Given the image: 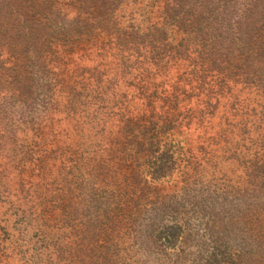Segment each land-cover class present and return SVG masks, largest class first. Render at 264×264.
<instances>
[{"label": "trees", "instance_id": "obj_1", "mask_svg": "<svg viewBox=\"0 0 264 264\" xmlns=\"http://www.w3.org/2000/svg\"><path fill=\"white\" fill-rule=\"evenodd\" d=\"M127 1L26 0L16 11L22 63L31 66L2 96L0 264H137L138 251L158 260L178 243L181 252L194 219L222 233L228 208L209 202L213 191L195 171L218 145L221 158L242 166L253 201L264 197V140L247 142L245 122L206 135L223 88L241 68L264 63L261 10L174 0L178 20L142 29L121 24ZM91 47L98 62L90 70L48 74L58 56ZM177 60L185 68L171 74ZM195 131L198 149L184 146L180 165V138ZM253 201L261 230L264 201ZM256 238L260 247L264 231ZM218 249L204 264H240V248Z\"/></svg>", "mask_w": 264, "mask_h": 264}, {"label": "rangeland", "instance_id": "obj_2", "mask_svg": "<svg viewBox=\"0 0 264 264\" xmlns=\"http://www.w3.org/2000/svg\"><path fill=\"white\" fill-rule=\"evenodd\" d=\"M24 1L26 0H0L1 125L5 119V115L2 114V111L7 108L4 106L2 96L4 95L5 89L10 86V83L17 84V82L11 80L10 77L17 73H21L19 77L22 78L21 75L31 66L30 64L22 63L24 59L22 55L24 52L21 49L22 42L17 33L19 19H17L16 11H19L20 7L25 5L23 4L25 3ZM57 1L68 2V0ZM173 1L174 0H128L120 5L119 11L117 9V14L123 18L122 25L129 23L133 26H139L142 29H145L148 24L154 22L163 23L164 18H166L168 23H173L178 20L179 17L178 14L175 13L176 10L174 11L177 7L170 8ZM187 1L198 3L205 0H184L185 3ZM184 2L183 5L185 4ZM231 2H234L231 4L234 5L237 11H241V9H244L247 5L255 3V8L258 11L261 10L259 23L264 20V0H231ZM177 10L180 15L181 10ZM62 11L67 13V18L71 17L74 13L69 5L63 6ZM165 12L168 13V17H166L167 14H165ZM253 14H255V11ZM169 27L170 26H168V28ZM172 34L174 33H170L171 36ZM175 38L178 40L177 36ZM177 40L173 37L171 42L175 43ZM73 51V53L68 55L62 54L58 56V58L55 59V63H51V68L49 69L50 73L48 74H53V72L57 74V72H62L61 69L71 71L74 67L83 69V71L86 72L98 62V57H94V54H97L94 47L87 48L84 51ZM100 57H102L100 60L101 63L107 66L106 70L110 69L108 68L109 66L112 68V65H108L111 61L108 52H105L103 56L100 55ZM101 68L102 67L99 66L98 69L100 70ZM184 68V64L177 60L175 65L173 64L168 70L172 74L180 73ZM102 69L104 70V68ZM241 70L243 71L245 79L242 81L240 80L243 75L238 77V79L234 77L236 81L232 79V81L227 84V87L223 88L222 92L218 95V103L215 105L216 108L213 109L211 116V128L208 129L206 135L217 133L220 129L226 128L227 126L224 124L225 121L230 122L231 125H238V123L245 122L244 128L246 133H244V135L248 137L247 142L256 141L259 144L260 140H264V63H260L258 66L251 65L243 67ZM66 81L67 84H69L70 79ZM16 131L19 132V130ZM196 132L197 131L187 136L185 135V138L184 135H182V138H180L183 141L180 145L181 149L178 148L176 151L178 152L177 159L180 160V165L182 164L181 158L184 156V146L190 149H198L199 139L196 138ZM235 134V143L241 144L242 141L239 139L241 135L237 132H235ZM182 144L184 145L182 146ZM213 148L214 152L211 155L214 156V158L208 159L205 162L203 161L195 168V171L202 181V185L206 183L207 189L213 191V194H211L213 200L209 202L211 203L212 201V204L218 207V202L223 199L224 207L228 208L221 218L224 223H221L220 228H218V230L223 229L224 231H222V233L217 232L218 234H216L213 232L214 227L208 229L207 226V229H203L202 223L205 219H194L193 233H189L187 237L185 233L182 235V237L185 236V243L183 242L181 252L178 253L176 250L178 243L174 248L159 255L158 260L152 253H147V251L141 253L138 251L136 255L132 257L133 261H138L137 264L143 261L145 264H204L203 261L208 254L217 248H219L218 250L228 249V251L230 250L232 252L234 249L240 248L241 255L238 261L240 264H264V241L261 242L260 247L255 243L259 231H264V228L259 230L258 226L255 224V213L259 207L261 208V205L257 206L255 202H263L264 197L259 196L260 198H256L253 201V198H251L252 193L249 190L250 188L246 182V177L243 174L242 166L239 165L235 159L221 158V147H219V145ZM216 149L217 151H215ZM197 155L199 156V153ZM193 171L194 170H192V172ZM178 178V172L175 169L169 180L170 185H174ZM176 185H179V183H176ZM223 188L227 193H224ZM261 188L263 191L264 185ZM260 193L262 192L260 191ZM249 200L255 203L254 206L252 203L248 204ZM260 208L259 212L261 211ZM241 213H244V215L242 214L243 216L241 220H239L237 216ZM228 216H231V219L225 221ZM246 216H248L247 220ZM218 241H220V245H218ZM180 244L182 243H179V245ZM132 252L133 250L131 253ZM215 252L216 251H214V253ZM230 256L234 257L233 253Z\"/></svg>", "mask_w": 264, "mask_h": 264}]
</instances>
